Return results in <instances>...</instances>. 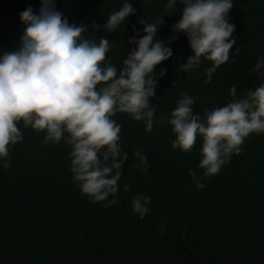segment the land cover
I'll return each mask as SVG.
<instances>
[{
	"label": "trees",
	"instance_id": "16d2710c",
	"mask_svg": "<svg viewBox=\"0 0 264 264\" xmlns=\"http://www.w3.org/2000/svg\"><path fill=\"white\" fill-rule=\"evenodd\" d=\"M54 3L70 23L85 25V38L109 40L106 62L118 70L135 47L130 38L144 34L138 21L154 23L164 16L157 39L167 40L183 9L179 0L167 15V0ZM124 3H131L135 14L115 31L104 30L108 16ZM29 7L37 13L41 0H0V56L21 47L26 25L20 14ZM229 22L236 26V43L210 81L206 70L212 63L203 58L188 72L179 71L193 55L183 33L167 45L173 55L157 65V90L150 101L154 119L163 116V123L148 132L127 113L113 117L122 126L121 151L128 154L118 193L108 198L115 204L93 202L82 193L73 181L69 145L45 143V132L18 123L23 139L9 148L10 166L4 168L0 158V264H264V133L246 137L239 153L197 189L188 172L203 173L198 167L202 140L198 137L190 152L175 149L167 123L182 94L194 99L193 112L203 116L227 104L233 86L243 98L264 84V75L252 71L264 59V0H233ZM161 69H166L163 76ZM137 150L147 158L146 173L134 166L140 164ZM137 194L151 196L143 219L132 209Z\"/></svg>",
	"mask_w": 264,
	"mask_h": 264
},
{
	"label": "clouds",
	"instance_id": "9594fccd",
	"mask_svg": "<svg viewBox=\"0 0 264 264\" xmlns=\"http://www.w3.org/2000/svg\"><path fill=\"white\" fill-rule=\"evenodd\" d=\"M182 16L172 25L167 40L157 39L158 30L165 23L163 17L154 23L141 19L143 35H133L134 45L118 70L107 61L110 50L105 37L90 40L84 37L85 25L70 23L55 7L54 0H41L37 13L31 7L20 14L26 25L18 51L0 56V158L4 168L10 166L9 148L23 139L18 123L34 131L45 132L44 142L71 147V172L83 194L93 202L108 201L119 190L122 167L128 154L119 144L121 125L113 117L127 113L135 121L143 122L151 132L155 124V108L151 99L157 90L155 69L168 60L172 49L167 45L183 33L193 55L179 66L188 72L204 60L212 66L206 70L208 81L222 64L230 59L236 41V26L229 22L233 0H179ZM177 0H167L166 15L176 10ZM136 8L131 3L111 13L104 30L115 31ZM100 25L92 24L94 30ZM135 31V30H134ZM264 59L252 71L264 75ZM166 74L161 69L160 76ZM232 99L223 106L206 110L204 115L193 112L194 99L182 94L167 119L175 139L172 147L190 152L199 138L202 140L203 170L197 176L189 170L197 189L205 187L204 180L218 174L233 153L251 133H264V84L249 90L243 98L230 89ZM134 155L140 164L134 165L145 173L147 158L139 150ZM130 185L124 186V191ZM118 201H108V205ZM151 196L137 194L132 209L143 219L150 211ZM163 231V228L161 229Z\"/></svg>",
	"mask_w": 264,
	"mask_h": 264
},
{
	"label": "rangeland",
	"instance_id": "374dc122",
	"mask_svg": "<svg viewBox=\"0 0 264 264\" xmlns=\"http://www.w3.org/2000/svg\"><path fill=\"white\" fill-rule=\"evenodd\" d=\"M36 157V156H35Z\"/></svg>",
	"mask_w": 264,
	"mask_h": 264
}]
</instances>
